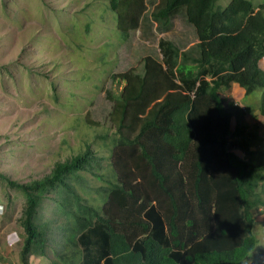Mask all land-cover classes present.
Segmentation results:
<instances>
[{
    "label": "trees",
    "instance_id": "trees-1",
    "mask_svg": "<svg viewBox=\"0 0 264 264\" xmlns=\"http://www.w3.org/2000/svg\"><path fill=\"white\" fill-rule=\"evenodd\" d=\"M101 1L122 42L136 32L153 40L178 20L197 44L183 51L158 40L160 62L148 55L142 73L134 66L112 76L125 87L107 95L114 130L99 139L108 157L93 150L96 138L41 178L0 172V187L21 198V264L34 256L49 264H255L264 254V146L251 153L255 137L244 134L238 158L225 137L231 116L257 105L264 117V0ZM170 78L178 86L161 82ZM238 88L244 111L226 101Z\"/></svg>",
    "mask_w": 264,
    "mask_h": 264
},
{
    "label": "rangeland",
    "instance_id": "rangeland-1",
    "mask_svg": "<svg viewBox=\"0 0 264 264\" xmlns=\"http://www.w3.org/2000/svg\"><path fill=\"white\" fill-rule=\"evenodd\" d=\"M252 1L255 7L262 2ZM114 26L101 0H0V172L20 182L41 178L55 162L97 139L93 150L108 157L110 148H103L99 139L114 130L107 121L112 109L107 95H117L125 87L112 76L134 66L142 73L141 60L148 55L160 62L158 40H170L183 51L197 44L194 30L183 21H175L168 33L154 31L153 40L136 32L126 43L117 38ZM161 82L178 86L171 78ZM239 94L234 91L226 101L244 111ZM244 116H232L228 129L237 134L239 145ZM228 142L232 153L242 158L238 142ZM260 146L254 140L247 149L256 153ZM2 212L0 264H21V198L4 187H0ZM258 220L264 222V215ZM255 262L264 264V254ZM46 263L35 256L29 260V264Z\"/></svg>",
    "mask_w": 264,
    "mask_h": 264
},
{
    "label": "clouds",
    "instance_id": "clouds-1",
    "mask_svg": "<svg viewBox=\"0 0 264 264\" xmlns=\"http://www.w3.org/2000/svg\"><path fill=\"white\" fill-rule=\"evenodd\" d=\"M258 67L260 68L261 71L264 72V56L259 60ZM195 72H196V70H195ZM231 117H230V119H231ZM262 119H264V117L260 114L259 107L257 105H255L254 108L252 109L251 113L249 115L244 116V125L246 128L243 127L241 130V133H242V136H244V134H251L253 136L256 135L257 137L254 140H257V142H260L261 146H264V126L263 127L260 126ZM250 123H257V125L254 126V129H256V130L249 127ZM229 125H230V120H229ZM229 125H228V129H229ZM237 137H238L237 134H234L233 132H231V130H229V132H227V134H226L225 140H226V142H228L229 140H233L235 142H238ZM261 146L256 147V148L261 149ZM250 257H251V255L248 256V259H250Z\"/></svg>",
    "mask_w": 264,
    "mask_h": 264
},
{
    "label": "crops",
    "instance_id": "crops-1",
    "mask_svg": "<svg viewBox=\"0 0 264 264\" xmlns=\"http://www.w3.org/2000/svg\"><path fill=\"white\" fill-rule=\"evenodd\" d=\"M238 89H239V88H238ZM236 90H237V89H236ZM237 91H239L240 93H242V92L244 93V91H243V90H240V89L237 90ZM239 95H240L241 98L243 97V94H239Z\"/></svg>",
    "mask_w": 264,
    "mask_h": 264
}]
</instances>
